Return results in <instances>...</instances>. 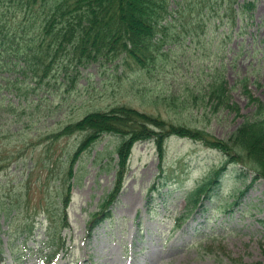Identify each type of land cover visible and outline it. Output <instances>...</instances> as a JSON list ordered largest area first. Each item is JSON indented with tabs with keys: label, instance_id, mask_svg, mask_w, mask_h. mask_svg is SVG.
I'll list each match as a JSON object with an SVG mask.
<instances>
[{
	"label": "rangeland",
	"instance_id": "1",
	"mask_svg": "<svg viewBox=\"0 0 264 264\" xmlns=\"http://www.w3.org/2000/svg\"><path fill=\"white\" fill-rule=\"evenodd\" d=\"M251 18L241 28L237 21L231 38L222 36L220 42L217 35L211 39L204 27L199 36L181 35L176 46L163 47L172 48L169 58L150 73L136 65L116 69L106 64L100 69L93 64L77 75L70 94L62 87L63 74L57 83L8 84L6 78L15 79L14 73L0 67L3 264H45L39 250H52L46 242L48 225L57 218L48 213L56 211L62 163L82 139L76 134L53 142L50 136L85 111L126 106L227 139L254 111L243 86L264 102V0H256ZM213 73L225 78L240 115L223 111L204 117L199 101L189 98ZM75 74L71 71L70 78ZM172 96L180 101H163ZM183 99L188 100L182 103ZM118 140V136H103L77 163L66 210L70 227L61 232L65 249L50 264H264V178L254 179L240 165L227 166L214 190L215 198L205 201V208L200 207L175 230L177 220L186 216V192L224 161L222 153L190 138H167L164 163L153 139L136 141L123 187L109 205L111 214L89 235L90 216L99 211L115 185ZM97 151L104 152L100 160L95 159ZM161 170L165 181H161ZM17 256L20 261L15 260Z\"/></svg>",
	"mask_w": 264,
	"mask_h": 264
},
{
	"label": "trees",
	"instance_id": "2",
	"mask_svg": "<svg viewBox=\"0 0 264 264\" xmlns=\"http://www.w3.org/2000/svg\"><path fill=\"white\" fill-rule=\"evenodd\" d=\"M255 4L256 0L241 3L238 0H0V67L14 73L15 79L6 78L8 84L28 80L38 84L48 80L57 83L58 76L63 74L66 83L62 87L70 94L81 70L93 64L100 69L106 64L116 69L136 65L150 73L153 67L163 66L169 58L172 48L163 50V47L176 46L181 35L194 36L195 33L199 36L200 27H204L210 32L211 39L217 35L218 42L222 41V36L223 39L231 38L237 21L241 28L242 23H249L247 19H252ZM73 70L76 76L71 79L69 74ZM210 75L198 94L192 92L189 98L199 101L198 107L203 110L204 117L208 113L215 116L223 111L240 115L225 78L220 74ZM243 88V94L248 104L252 103L254 111L246 115L227 139H217L205 129L170 123L160 115L126 106L107 112L85 111L52 131L53 142L76 134L82 139L62 163L64 177L56 211L48 213L57 218L51 220L48 227L47 244L52 251L48 254L41 249L40 258L49 262L64 248L65 239L61 232L62 228L69 227L66 210L72 197L70 180L76 177V166L81 157L93 151L105 135L118 136L114 150L118 156V172L112 191L99 211L90 216L89 231L110 216L109 205L123 187L132 148L138 140L153 139L161 163L166 158L165 141L171 136L190 138L224 155V161L206 172L186 193V216L179 220L177 227L200 207L205 208V201L215 198L214 190L220 185L222 172L227 166L240 165V170L249 171L254 179L264 178V102L254 98L246 85ZM64 89L59 91L64 93ZM176 99L172 96L163 101H180ZM187 100L183 99L182 103ZM104 156L103 151H97L95 159ZM162 174L165 175L164 170L160 176L161 181H165ZM33 228L32 224L30 231ZM14 247L12 251L16 253ZM2 254L0 242V260ZM16 259L20 261L21 258L17 256Z\"/></svg>",
	"mask_w": 264,
	"mask_h": 264
}]
</instances>
